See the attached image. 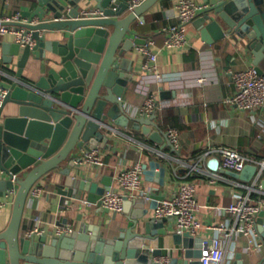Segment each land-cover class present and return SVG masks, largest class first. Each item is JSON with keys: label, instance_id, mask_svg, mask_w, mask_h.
I'll list each match as a JSON object with an SVG mask.
<instances>
[{"label": "water", "instance_id": "obj_1", "mask_svg": "<svg viewBox=\"0 0 264 264\" xmlns=\"http://www.w3.org/2000/svg\"><path fill=\"white\" fill-rule=\"evenodd\" d=\"M157 1L144 0L130 10L129 0H31L33 10L23 11L17 21L2 22L31 31L36 43L10 45L11 55L18 57V70L11 84L4 86L0 107V196L7 195L8 190L15 194L10 222L0 232V264H162L156 258L165 253L160 237L167 233L168 218L147 217V209L130 215V224L112 236L100 224L88 223L83 212L72 231L65 230L71 219L67 215L57 223L62 232L50 230L39 237L21 234L32 188L55 169L60 168L65 175L58 188L69 197V206L76 199L101 206V197L111 188L113 177L104 175L101 181L78 177L70 166L75 165L77 149L105 146L109 139L106 131L127 135L117 126L128 128L131 124L132 130L175 148L156 121L157 114L133 115L125 102L129 82L134 79L133 60L127 53L144 43L134 37L135 22L145 19L144 12ZM202 1L208 8L194 23L203 39L233 41L234 37L243 41L254 55L258 72L264 74V0ZM91 4L102 14L83 16L81 10ZM36 52L38 60L48 63L47 71L38 79L25 77L24 68ZM6 57L5 61H14ZM66 161L69 165L62 167ZM209 164L213 170L222 171L218 157H212ZM143 167L147 179L165 185L167 166L153 160L149 167ZM258 170L257 164L247 163L240 172H230L250 181ZM147 195L155 199L152 209L165 197L157 192ZM132 205L141 208L145 201L127 199L124 210ZM257 228L264 239V209ZM203 240L182 232L178 254L171 256L169 264H203ZM233 264H264V251L239 252Z\"/></svg>", "mask_w": 264, "mask_h": 264}, {"label": "crops", "instance_id": "obj_2", "mask_svg": "<svg viewBox=\"0 0 264 264\" xmlns=\"http://www.w3.org/2000/svg\"><path fill=\"white\" fill-rule=\"evenodd\" d=\"M177 1L158 0L144 12L145 19L135 22V38L144 42L148 38L156 41L153 46L158 54L156 71L162 78L158 79L156 72L144 70L145 58L138 50L139 44H136L133 52L127 53L133 60L134 79L129 82L130 88L125 102L133 115H142L145 114L142 106L147 96L155 94L159 102L155 113L156 121L166 132L172 127L179 130L178 148L145 137L140 130H132L131 124L128 128L117 126L127 135L104 130L109 138L108 143L105 146L98 145L105 159L103 166L76 162L74 166H70L75 176L93 177V180L101 181L104 175H109L114 182L120 170L132 166L136 161L141 160L149 167L150 162L156 160L168 167L165 185L147 179L144 174L143 189L146 195L139 199L145 201V206L138 208L132 205L128 211L123 209L116 212L78 199L74 200L73 206H69V197L58 188L65 175L60 172V168L55 169L43 175L35 184L40 190L36 195L31 194L26 205L21 226L22 235L29 236L31 231H36L34 233L39 237L50 230L60 231L62 229L57 223L67 215L71 216L68 226L73 229L79 224L78 214L83 212L88 223L100 224L101 229L108 236H112L121 227L130 224L129 217L134 212L143 213L147 209V217L154 215L155 209L151 208V204L155 199L147 195L149 192L169 195L183 182L195 181L198 201L202 205L199 215L203 228L199 236L204 239L214 236L225 238V230L212 228L213 225L221 224L233 227V217L224 207L250 191L252 195H264V174L259 180L260 183L254 185L258 172L250 181H246L232 174V170L222 168L221 163L222 171L213 170L209 164L212 157H218L221 162V155L216 150L221 146L235 147L256 161L264 160V106L242 109L230 101L237 91L231 81V72L255 66L254 55L243 41L238 42L234 37L233 41L225 38L207 42L195 25V20L187 26V46L166 47V34L162 28L179 21L175 8ZM34 8L35 4L31 0H0V18L11 17L19 12L22 14L23 11ZM87 8H95V5L91 4ZM23 20L29 21V17L23 16ZM16 42V36L12 32L0 34V93L1 87L11 84L18 70V57L10 53V45ZM38 54L33 53L24 68L25 77L38 79L47 71L48 63L38 60ZM4 57L14 61H5ZM261 67L264 68V61L261 62ZM200 77L205 80L198 82ZM83 151L85 150L77 149L74 159ZM208 151L210 153L207 154ZM67 165L69 164L66 161L62 167ZM14 194V190H8L7 195L0 196V201L5 203L0 209V232L10 222ZM165 226L167 233L161 235L160 246L164 249V255L171 258L178 254L180 245L177 241L182 232L175 226L172 218H168ZM246 242L247 238L243 235L233 234L229 237L226 241L224 264H233L239 252L247 253L244 248Z\"/></svg>", "mask_w": 264, "mask_h": 264}, {"label": "built area", "instance_id": "obj_3", "mask_svg": "<svg viewBox=\"0 0 264 264\" xmlns=\"http://www.w3.org/2000/svg\"><path fill=\"white\" fill-rule=\"evenodd\" d=\"M144 0H129L130 10L141 4ZM176 12L179 19L176 23L165 25L162 31L165 32L164 45L169 48L185 47L189 44L187 26L193 22L205 9L208 4L197 2L195 0H178L176 3ZM102 13L96 8H87L82 10L83 16H98ZM20 12L11 17L0 18V34L12 32L16 36V40L21 45L34 46L35 38L31 31L26 28H19L14 24H3L2 22H12L20 19ZM156 41L154 38H148L144 43L138 45V50L144 55L143 68L146 71L156 72L158 79L162 78L157 73L158 54L153 50ZM204 77L197 79L203 82ZM231 81L236 86L237 91L230 99L242 109H255L264 106V74H260L255 66H251L244 70L231 72ZM0 107L4 100L6 89L1 87ZM159 108V102L155 94H149L142 106L145 114L156 113ZM174 146L178 148L180 144V132L177 128H169L167 132ZM221 155V167L232 171H241L247 163L257 162L259 166L254 185L259 184L261 176L264 174V160L256 161L252 157L243 154L237 148L232 146H221L216 149ZM210 151L207 152V154ZM78 164H93L103 166L105 159L103 151L100 147L91 150H85L83 155L75 158ZM141 160L136 161L132 166L120 170L114 178L111 188L102 195L101 206L109 210L120 212L124 209V203L127 199H139L146 195L143 189L144 167ZM40 188L33 187L31 194L39 193ZM5 205L0 201V209ZM202 205L197 197V184L195 181L183 182L173 193L165 195L159 201L158 207L155 209L154 216L156 218H172L175 226L181 231H188L192 235H199L203 228V221L199 215ZM224 209L233 217V227L225 224L213 225L212 228L225 230V238L214 236L203 240V255L200 260L203 264H224L227 246L226 241L233 234L243 235L247 238L244 246L245 252L262 251L264 249V240L257 228V220L259 213L264 209V201L255 198L252 192H248L237 198ZM38 231V229H36ZM65 230L72 231L68 226ZM60 230L59 232H62ZM36 231H31V234ZM156 260L162 264H169L170 257L162 255Z\"/></svg>", "mask_w": 264, "mask_h": 264}, {"label": "trees", "instance_id": "obj_4", "mask_svg": "<svg viewBox=\"0 0 264 264\" xmlns=\"http://www.w3.org/2000/svg\"><path fill=\"white\" fill-rule=\"evenodd\" d=\"M253 196H254L255 198H259V199H261V200H264V195H260V194H256V193H254Z\"/></svg>", "mask_w": 264, "mask_h": 264}]
</instances>
